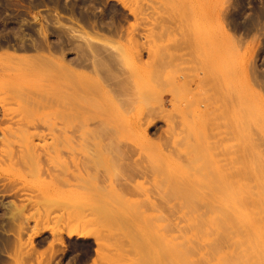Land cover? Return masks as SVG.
I'll list each match as a JSON object with an SVG mask.
<instances>
[{
    "label": "rangeland",
    "instance_id": "374dc122",
    "mask_svg": "<svg viewBox=\"0 0 264 264\" xmlns=\"http://www.w3.org/2000/svg\"><path fill=\"white\" fill-rule=\"evenodd\" d=\"M1 17L0 264H264V0Z\"/></svg>",
    "mask_w": 264,
    "mask_h": 264
},
{
    "label": "flooded vegetation",
    "instance_id": "af4514ba",
    "mask_svg": "<svg viewBox=\"0 0 264 264\" xmlns=\"http://www.w3.org/2000/svg\"><path fill=\"white\" fill-rule=\"evenodd\" d=\"M35 6V3L34 4H32V7H34ZM2 18V17H1ZM0 18V19H1ZM3 20L1 19L0 20V28H3V29H0L1 31H0V33H1V35H0V50H3V49H5V48H8V49H12V50H18L19 49V47H23L24 49H26L27 48V46L28 45H30V43H28V42H25V41H23V40H18L19 38H18V36L17 35H15V33L13 34V33H10V34H5L6 32H8L9 31V29L10 28H12V26L13 25H9L8 27H6V31L4 32V26H3V24H7V23H16L17 22V20H15V19H7V20H5V21H3ZM14 27V26H13ZM18 26H16V28H17ZM14 36V37H13ZM8 37V38H7ZM17 38V39H16ZM20 41V42H19ZM7 42V43H6ZM13 44H12V43ZM1 44H3V45H1ZM4 44H6V45H4ZM9 44V45H8ZM5 46V47H4ZM17 46V47H16Z\"/></svg>",
    "mask_w": 264,
    "mask_h": 264
},
{
    "label": "bare ground",
    "instance_id": "6f19581e",
    "mask_svg": "<svg viewBox=\"0 0 264 264\" xmlns=\"http://www.w3.org/2000/svg\"><path fill=\"white\" fill-rule=\"evenodd\" d=\"M5 3H6V2H5ZM6 4H7V3H6ZM6 6H7V5H6ZM8 6H9V5H8ZM70 11H71V10H70ZM58 17H59V16H58ZM1 19H2V18H1ZM1 19H0V20H1ZM56 22H57V21H56ZM0 27H1V26H0ZM12 27H13V26H12ZM15 28H16V27H15ZM66 28H70L71 31H72V29H73V27H66ZM71 28H72V29H71ZM80 28H81V27H80ZM0 29H3V28H0ZM73 30L76 31L77 29L75 30V28H74ZM0 31H1V30H0ZM16 31H17V30H16ZM16 31H15V32H16ZM74 31H73V34H74ZM13 32H14V31H13ZM82 33L84 34V32H82ZM18 34H19V33H18ZM21 34H22V33H21ZM86 34H87V33H86ZM0 35H1V33H0ZM10 35H11V34H10ZM15 35H16V33H15ZM75 35H78V34H75ZM22 36H23V34H22ZM84 36H86V35H84ZM84 36H83V38H84ZM96 36H97V35H96ZM96 36H95V37H96ZM101 36H102V35H101ZM13 37H14V36H13ZM77 37H79V36H77ZM89 37H90V36H89ZM7 38H8V37H7ZM80 38H82V37L80 36ZM91 38H92V37H91ZM97 38H98V37H97ZM225 38H227V37H225ZM16 39H17V38H16ZM87 39L90 40L89 38H86V39H84V42H85V43L88 42L89 45H91V44H90L91 41H88ZM227 39H228V38H227ZM18 40H19V39H18ZM21 40H23V37H22ZM82 40H83V39H82ZM85 40H87V41H85ZM91 40H92V39H91ZM100 40H101V39H99V41H100ZM231 40H232V39H231ZM92 41H93V40H92ZM19 42H20V41H19ZM232 42H233V41H232ZM6 43H7V42H6ZM11 43H12V42H11ZM36 43H37V42H36ZM81 43H82V42H81ZM88 43H87V45H88ZM97 43H98V42H97ZM12 44H13V43H12ZM93 44H94V43H93ZM95 44H96V43H95ZM1 45H3V44H1ZM4 45H6V44H4ZM8 45H9V44H8ZM91 46H92V45H91ZM91 46H90V47H91ZM4 47H5V46H4ZM16 47H17V46H16ZM27 47H28V46H27ZM95 47H96V46H95ZM95 47H94V48H95ZM87 48H88V47H87ZM94 48H93V50H94ZM81 49H82V48H81ZM89 52H90V51H89ZM91 52H92V51H91ZM91 52H90V53H91ZM3 54L6 55V57H8V58H10V57H15L14 55H16V54H14V53L7 52V51H3ZM3 54H2V55H3ZM39 55H40V54H39ZM39 55H35V59H36L37 56H39ZM79 55H80V54H79ZM90 55H91V54H90ZM93 55H94V54H93ZM82 56H83V55H82ZM110 56H111V55H110ZM44 57H46V58L41 59V57H40V59H41V60H44V61H45V59L47 60V58L49 59V57H47V56H44ZM100 57H101V55H100ZM111 57H112V56H111ZM21 58H22V57H21ZM42 58H43V57H42ZM87 58H88V57H87ZM38 59H39V58H38ZM38 59H36V60H38ZM7 60H8V59H7ZM41 60H40V61H41ZM49 60H50V59H49ZM89 60H90V59H89ZM97 60H98V59H97ZM102 60H103V59H102ZM104 60H105V59H104ZM104 60H103V61H104ZM77 61H78V60H77ZM89 62H90V61H89ZM43 63H44V62H43ZM46 63H47V61L45 62V64H46ZM52 63H53V62H52ZM80 63H81V62H80ZM90 63H91V62H90ZM94 63H95V62H94ZM48 64H49V62H48ZM113 64H114V63H113ZM92 65H93V63L91 64V66H92ZM96 66H97V65H96ZM65 68H67V67H65ZM90 70H91V69H90ZM96 70H97V69H96ZM94 71H95V70H94ZM67 72H68V71H67ZM74 72H75V71H74ZM67 74H69V73H67ZM70 74L73 75V73H71V72H70ZM253 84H254V83H253ZM75 88H76V87H75ZM81 90H82V89H81ZM262 92H263V91H262ZM21 94H22V93H21ZM262 94H263V93H262ZM25 95L27 96V94H25ZM94 121H95V120H94ZM93 127H94V126H93ZM80 135H84V134L82 133V134H80ZM91 135H92V134H91ZM92 138H93V137H92ZM93 139H94V138H93ZM95 139H96V138H95ZM29 148H31V147H29ZM95 163H97V162H95ZM83 218H84V217H83ZM79 220H80V218H79ZM79 220H78V221H79ZM20 228H21V227H20ZM22 228H23V227H22ZM76 230H77V229H76ZM77 232H78V231H77ZM82 232H83V231H82ZM85 233H86V232H85ZM73 234H74V233H73ZM79 234H80V233H79ZM81 235H82V233H81ZM86 235H88V233H87Z\"/></svg>",
    "mask_w": 264,
    "mask_h": 264
}]
</instances>
